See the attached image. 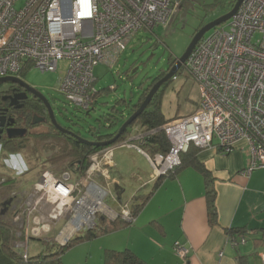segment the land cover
Listing matches in <instances>:
<instances>
[{"label":"built area","instance_id":"2783aa9c","mask_svg":"<svg viewBox=\"0 0 264 264\" xmlns=\"http://www.w3.org/2000/svg\"><path fill=\"white\" fill-rule=\"evenodd\" d=\"M182 3L0 0V77L21 75L30 67L56 71L58 63L65 60V75L58 91L73 105L87 108L96 79L93 67L115 63L139 31L152 32L155 26L167 22ZM184 66L197 84L198 102L189 114L163 124L169 148L165 153L148 156L153 178L166 176L179 165L181 153L190 145L229 153L239 140L245 142L250 153L244 174L264 167V0H242L224 25L213 28L195 45ZM109 149L91 154L78 180L72 181L67 171L44 170L39 175L25 204L26 224L21 221L17 225L20 230L16 234L23 239L15 246L24 259L29 256V237L41 231L40 221L32 214L42 204L65 206L73 202L71 228L62 239L55 238L61 245L77 231L94 228L95 211L103 218H113L108 207L102 208L109 192L96 181L98 177L109 179ZM133 215L129 204H123L117 216L130 223ZM31 216L35 227L27 231ZM19 218L16 214L13 221ZM242 242L243 236L230 240L233 246ZM173 249L185 257L184 246L176 243ZM260 261L264 264V252Z\"/></svg>","mask_w":264,"mask_h":264},{"label":"crops","instance_id":"0c3cea01","mask_svg":"<svg viewBox=\"0 0 264 264\" xmlns=\"http://www.w3.org/2000/svg\"><path fill=\"white\" fill-rule=\"evenodd\" d=\"M197 102L198 98L192 107H188V111L179 116L192 112ZM139 135L134 130L129 133L127 141L108 150L106 154L111 153V166H107L109 179L98 177L97 181L116 202L117 210L123 204L130 206L132 201H140L143 195L150 192L147 200L137 209L132 222L107 228L94 237L75 243L60 254L59 263L105 264L106 250L128 249L147 264H238L239 256H243L244 264H261L260 255L264 252V167L254 169L248 175L244 174L250 160L245 142H236L229 153L214 147L199 149L190 145L181 153V157L184 162H194L183 164L173 175L161 178L153 189L152 181L155 178L152 176L149 154L139 147ZM136 147L143 153L137 151ZM124 148H127L125 152H117ZM128 149L135 150L145 159L148 166L146 169L150 173L147 179L141 176L136 179V172L144 168L138 166L139 163ZM115 152L123 155L119 157L121 160L131 158L132 167L128 169L131 170V180L137 182V188L127 198H123L127 187L121 181L122 173L118 167L120 164L126 167L129 160H115ZM146 186H149V191L139 193ZM209 189L213 190L215 196L213 218L207 196ZM112 221L101 216L97 224L107 226ZM31 227L28 225L27 231ZM22 230H26L25 226ZM85 232L75 233L72 238L78 234L84 236ZM40 235L41 232L32 237ZM236 236H243L244 242L233 246L230 240ZM20 239L23 238L20 236ZM44 241L46 248L50 246L53 250L58 244L55 239L54 243L47 240L50 244ZM176 243L186 248L185 257L175 253L173 248ZM31 244L28 240V248H32ZM40 249L31 251L29 255L41 253ZM14 250L19 252L16 247ZM0 264H16L14 255L4 249L1 234Z\"/></svg>","mask_w":264,"mask_h":264},{"label":"rangeland","instance_id":"374dc122","mask_svg":"<svg viewBox=\"0 0 264 264\" xmlns=\"http://www.w3.org/2000/svg\"><path fill=\"white\" fill-rule=\"evenodd\" d=\"M217 1L218 0H189L190 5L186 11L177 9L175 14L167 22L158 24L153 28L152 32L139 31L132 38L115 63L111 65L102 63L95 65L92 69V73L96 78L93 84L99 93L95 97L93 108L89 111L68 102L63 94L58 91L60 80L65 75V60L58 63L56 71H41L38 68L30 67L21 75L26 81L36 85L50 97L51 103L55 108L57 120L61 125H71V127L80 132L82 136H89L90 138L98 133L112 132L118 129L119 125L129 117L130 110L127 104L133 103L138 99L142 91L141 88L146 87L150 79L156 76L158 72L167 69L169 62L172 63L170 59L175 60V57L181 56L197 29L222 14V10L218 9L216 6H212V4ZM224 23L222 24L224 25ZM212 31L213 29H210L205 32L204 37H208ZM197 98V84L184 69V72H179L176 78L170 79L169 83H167L161 101V108L166 116L172 118L188 111V107H192L195 101H197ZM111 114H117L118 118V124L113 128H109L107 124L108 116ZM136 128L137 127H128V131L130 130V132H133ZM87 129L92 130L90 135ZM126 149L127 148H124L117 152H125ZM129 151L132 152L137 164L139 163L138 166H143L144 168L136 172L138 173L136 174V179L137 176L144 177V180L147 179L150 173L148 169H146L148 166L145 159L135 150L128 149V152ZM117 152L114 153L115 160L120 162L129 160L126 162V167L121 164L118 167V171L122 173L121 181L127 187L126 192L123 194V198H127L134 188H137V182L135 180L132 181L131 179L133 178H130L132 174H130L131 170L128 168L132 167L131 158L121 160L119 157L123 155H119ZM52 160L53 159L48 161L43 167L41 166L39 173H30L27 175L26 177L32 176L30 179L27 178L29 182L25 184L19 182L17 184L14 190H22V192H18L19 195L16 197L20 200V203L15 207L16 209L19 210V208L24 207L28 202L29 190L36 181L38 175L44 170L62 172L66 169L63 163L61 164L58 161ZM123 170L125 171L123 172ZM111 175H114V173ZM82 176L71 174V180H78ZM127 183L130 184L127 186ZM23 189L25 190L23 191ZM147 191H149V186L137 192L146 193ZM10 196H12L10 193L4 194V196L0 195V203ZM103 203L105 205L102 206V208L106 206L113 210L112 219L118 217L117 215L120 210H117L116 202L111 199L110 195L105 194ZM72 206L73 202L65 206L47 202L33 212L32 216H36V219H38L40 223H43V228L41 227L40 237H29L32 248H28L27 246L28 253L31 251L36 252L40 248L41 253H44L50 249V246L46 248L44 240H46V242L53 241L54 243L56 237L62 239L63 236L67 234L69 231L68 227L71 228L69 223ZM1 208L2 206L0 205V209ZM11 212L12 211L9 210L7 217L3 216L4 220L11 221ZM94 213L97 218L95 219L96 221L101 218V213L98 211ZM32 216L30 217V226L35 227ZM21 221L22 219L20 217L16 224H14L16 230H20L17 225H19ZM101 227H105V225H99L98 230ZM21 231L23 233L25 232V230ZM76 233L83 234L84 230L77 231ZM17 240L14 239V241Z\"/></svg>","mask_w":264,"mask_h":264},{"label":"flooded vegetation","instance_id":"af4514ba","mask_svg":"<svg viewBox=\"0 0 264 264\" xmlns=\"http://www.w3.org/2000/svg\"><path fill=\"white\" fill-rule=\"evenodd\" d=\"M185 2L189 0H183V5ZM180 9L184 10V6ZM13 77L19 81L0 83V195L12 194L0 203V217H7L11 210V220L19 214L22 223L26 224V207L19 210L15 208L20 203L16 197L22 192L14 190L17 184L29 182L28 179L32 176L26 177L27 175L39 173L41 166L53 158H59L65 141L83 145L84 152L87 150L85 147H92L79 142L73 134L88 140L94 139L82 136L71 125H61L50 97L39 87L26 81L22 75ZM67 172L74 175L77 168Z\"/></svg>","mask_w":264,"mask_h":264},{"label":"trees","instance_id":"16d2710c","mask_svg":"<svg viewBox=\"0 0 264 264\" xmlns=\"http://www.w3.org/2000/svg\"><path fill=\"white\" fill-rule=\"evenodd\" d=\"M235 0H218L212 6L218 7V9L222 10V14L231 9L233 6ZM221 15V14H220ZM172 63L169 62L168 68L165 70H161L160 72L157 73L156 76L150 79L146 87L141 88V92L138 96V99L130 104H127L128 109L130 110V113L128 116H130L140 105V103L143 101L145 98L149 88L159 79L161 78L171 67V65L174 63L173 59H170ZM184 65L178 70L177 74L184 72ZM24 73V72H23ZM176 74V75H177ZM167 83H169V80L164 82L158 89L157 91L153 94L152 98L150 99L148 105L141 111V113L138 115L136 119L132 121V123L128 126L129 128L137 127L135 129V132H139L141 135L140 138L138 139V145L144 152H146L149 155H154L156 153H165L167 152L169 148V141L166 137V134L164 130L162 129L163 124H165L167 121H169L168 118L162 108H161V101L163 99V94L165 91V87L167 86ZM98 90L94 87L93 92L91 93V99H90V104L88 105L87 108H84L85 110L89 111L90 109L93 108V105L95 104V97L98 94ZM80 107V106H78ZM83 108V107H81ZM174 117H178L177 115ZM172 117V118H174ZM117 120V121H116ZM123 123V122H122ZM121 123V124H122ZM108 127L113 128L117 126L118 124V118L117 114H111L108 116ZM120 124V125H121ZM119 125V127H120ZM131 126V127H130ZM118 127V128H119ZM128 127L124 130L123 133L119 135V137L116 139L115 142H113L110 145L107 146H92V147H85L87 150L85 152L83 151L84 146L81 144H78L77 142L75 144H71L68 142H64L63 145V153L59 158H53L52 161H58L61 164L63 163L65 165L63 171H69L72 168H77V173L76 175H83L89 165V157L91 154L99 151H103L105 149H109L114 147L115 145L122 143L124 141H127V137L130 133V130L128 131ZM118 129H115L112 132H106V133H98L91 138H93L95 141H103V140H108L114 134L117 132ZM88 134L90 135L92 133L91 129H87ZM80 133V132H79ZM194 162L193 160H187L184 162V159L180 156V164L175 166L170 173H168L166 176L173 175L176 170L180 167H182L183 164L186 163H192ZM197 167L202 168L197 163H194ZM74 174V175H75ZM165 176H159V178L153 179L152 182L153 184V189L155 186L158 185L159 181L161 178ZM150 192L147 195H143L140 201L138 202H131L130 209L132 214H135L137 209L141 207L145 201L147 200ZM208 200H209V205H210V213L211 217H214V192L213 190H208L207 192ZM100 220V218L98 219ZM97 220V223H98ZM113 220L112 224H108L105 227H101L98 230V224L96 223V226L92 229H88L85 232L84 236H76L71 238L69 241H67L64 245L61 244H56V248L49 249L48 251H45L44 253H39L37 255H32L28 256L27 259H24L19 252H16L14 250L15 245L20 239V236L16 234V226L12 221L10 220H4L3 217H0V234L3 238V245L4 249L9 252L11 255H14V258L16 260V264H57L59 261V256L60 254L64 253L69 247L74 245L75 243L83 240V239H88L90 237H94L97 233L101 232L102 230L105 231L107 228H112L113 226H116L118 224H125L126 222L123 221L119 216L111 219ZM240 232H244L242 228H238ZM243 234V233H242ZM264 234V233H263ZM14 239H18L17 241H14ZM15 243V244H14ZM238 264H244V258L243 256H239L238 258ZM105 264H147L144 262L142 259L138 258L134 253H132L128 249H124L122 251H114V250H106L105 252V257H104Z\"/></svg>","mask_w":264,"mask_h":264},{"label":"water","instance_id":"95a60500","mask_svg":"<svg viewBox=\"0 0 264 264\" xmlns=\"http://www.w3.org/2000/svg\"><path fill=\"white\" fill-rule=\"evenodd\" d=\"M242 0H235L233 6L231 9L226 11L225 13L217 16L216 18L210 20L206 24L202 25L197 31L195 32L194 36L192 37L189 45L185 49V51L181 54L179 57H175L174 63L172 66L169 68V70L161 77L159 78L148 90L145 98L143 101L140 103L138 108L126 119L123 121V123L120 125L118 128L117 132L108 140H103V141H95V140H88L83 137L78 136L77 134H73L77 140L81 143H85L87 145L91 146H107L112 144L113 142L116 141V139L119 137L121 133L124 132V130L132 123L134 119L138 117V115L141 113V111L148 105L150 99L152 98L153 94L157 91V89L166 81L172 79L177 71L181 68V66L186 62L187 58L189 57L190 53L194 49L195 45L197 42L204 36L205 32H207L210 29L215 28L216 26L224 23L227 21L230 17L233 16V14L236 12L238 6L240 5ZM189 2H185L184 10L186 11ZM6 81H19V79L13 77V76H2L0 77V83L1 82H6ZM45 100V99H44ZM50 109V108H49ZM51 111V109H50ZM54 121V119H52ZM57 127L61 130L62 128L57 125Z\"/></svg>","mask_w":264,"mask_h":264},{"label":"clouds","instance_id":"9594fccd","mask_svg":"<svg viewBox=\"0 0 264 264\" xmlns=\"http://www.w3.org/2000/svg\"><path fill=\"white\" fill-rule=\"evenodd\" d=\"M181 7H183V3H182V6H181ZM203 37H204V36H203ZM203 37H202V38H203ZM202 38H201V39H202ZM201 39H200V40H201ZM200 40H199V41H200ZM199 41H198V42H199ZM183 65H184V64H183ZM183 65H182V66H183ZM182 66H181V67H182ZM177 72H178V71H177ZM176 74H177V73H176ZM176 74H175V76H174L172 79H174V78H176V77H177V75H176ZM171 119H173V118H171ZM17 231H18V229H17ZM20 240H21V239H20ZM27 243H28V242H27ZM58 243H59V242H58ZM58 263H59V261H58Z\"/></svg>","mask_w":264,"mask_h":264}]
</instances>
